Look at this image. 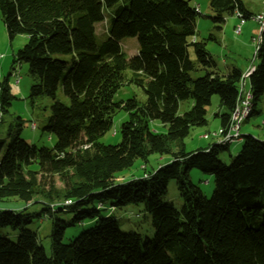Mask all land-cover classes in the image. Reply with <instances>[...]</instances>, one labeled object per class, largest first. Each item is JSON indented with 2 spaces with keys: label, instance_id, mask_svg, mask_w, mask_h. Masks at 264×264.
Instances as JSON below:
<instances>
[{
  "label": "trees",
  "instance_id": "trees-1",
  "mask_svg": "<svg viewBox=\"0 0 264 264\" xmlns=\"http://www.w3.org/2000/svg\"><path fill=\"white\" fill-rule=\"evenodd\" d=\"M189 1L0 0L8 37L26 38L16 61L35 80L31 100L60 86L69 100V106L55 103L45 122L43 132L57 139L53 148L38 149L22 140L20 118L7 130L8 143L0 140V200L17 198L27 205L18 212L0 211V230L19 232L15 241L0 234V264H264V215L256 203L264 191V140L244 135L229 166L219 160L229 144L185 150L191 129L207 125L211 96L219 97L223 111L212 117L221 127L228 124L243 75L236 68L214 71L205 43L195 38L200 13ZM209 10L218 31L235 12L245 21L255 16L242 0H209ZM106 11V33L98 40L96 25ZM124 38L138 42L137 55L129 59L119 45ZM256 58L259 63L248 77L253 103L248 119L258 114L264 95V36ZM200 71L203 76L192 77ZM124 82L140 88L145 101L133 97L113 103ZM12 100L4 79L0 113ZM186 101L191 106L180 114ZM118 111L127 114L121 141L103 145L99 138ZM152 122L165 132L153 130ZM152 155L171 159L149 171L143 165L138 178L119 179L135 160L146 164ZM193 169L214 176L210 199L191 182ZM172 180L180 210L165 199ZM36 204L43 206L41 213H27ZM133 205H142L149 216L151 239L121 231L114 213ZM68 213L74 214L73 223L88 218L94 225L64 244L69 225L61 214ZM41 214L50 222L49 254L29 229Z\"/></svg>",
  "mask_w": 264,
  "mask_h": 264
},
{
  "label": "rangeland",
  "instance_id": "rangeland-1",
  "mask_svg": "<svg viewBox=\"0 0 264 264\" xmlns=\"http://www.w3.org/2000/svg\"><path fill=\"white\" fill-rule=\"evenodd\" d=\"M254 0H242L244 6L249 10L260 11V4ZM192 7H198L200 15L196 18V34L195 38L197 42L205 43L206 51L211 56L215 63L214 71L218 73H226L227 68H237L240 71L250 68L251 65L257 66L259 61L255 57V43L253 38L258 36V24L250 19L246 20L241 27L242 33L239 35L234 34L233 27L239 25V20L236 18V24L232 17H227L226 22L222 24L221 31L214 28V25L210 21L211 12L209 10V0H190ZM105 20L96 25V34L98 40H102L106 33V21L108 19L109 11H106ZM254 14V15H257ZM26 43L24 36H16L10 39L7 35L5 26L0 18V82L7 79L10 87L13 100L11 106L7 109L6 113H0V140H4L5 144L7 140V130L9 127L14 126L17 123V118L22 121V129L20 138L31 146H35L38 149L47 148L51 149L56 144V136L54 134H48L43 132V128L46 120L51 116V107L55 103H61L64 106H69V100L64 96L62 86L59 87L56 93L41 97L34 101L30 98L31 86L35 83V80L28 74V68L25 64H19L16 61L17 52ZM126 58L129 59L138 53V42L135 38H124L119 43ZM189 58L194 62V55L192 50L188 49ZM19 73L18 78L15 74ZM125 76L129 78L131 73L129 71L124 72ZM203 76V72H193V78H199ZM18 80V82H17ZM250 92L249 80L245 79V87L243 96ZM135 98L138 102L143 103L145 96L141 89L135 87L128 82H124L123 86L119 88L117 93L113 97V103L126 101L131 98ZM211 105L208 108V122L204 127H196L191 129L188 137L184 140L186 152H191L197 148H205L209 145L215 144L218 141V137L213 135L217 133L221 127L220 120L212 117L211 114H216L218 111H222L219 107V97L217 95L211 96ZM191 103L189 101L182 102L179 105V113L183 114L189 110ZM257 115L252 116L250 119L245 120L241 125L240 134L244 135H257L259 138L264 137V95L260 102L256 105ZM127 120V114L124 111H118L113 117V124L109 131L103 134L99 138V142L103 145H117L121 141L120 126ZM35 128H32V125ZM151 128L164 133L162 125L159 122H152ZM249 131V132H247ZM250 133V134H245ZM204 135H208L209 138L205 140ZM242 138L231 145L229 150L219 155V160L225 165L229 166L232 159L238 155L242 148ZM6 146V145H5ZM169 156L152 155L148 158L146 164L137 159L133 162V165L121 173L120 180L128 181L132 178H138L142 176V167L145 165L147 171L157 168L161 165H165L170 161ZM33 170L37 169V166H32ZM191 182L200 188L203 195L210 199L214 190V176L202 173L196 169L190 171ZM165 199L170 202L176 210H180L182 201L179 197L175 181H170L167 187V195ZM36 202H39L38 200ZM256 203L262 208V214L264 215V191L261 192L260 197ZM27 205L17 198H9L0 200V211L12 210L15 212L21 211L26 208ZM42 205H31L27 210V213H41ZM68 209V208H67ZM42 218L34 219V222L29 226V229L36 232L38 240L43 246L45 253L50 252L49 234L51 231L50 222L41 214ZM114 216L117 219L119 227L122 232H135L139 234L143 239H151L153 237V230L150 226V218L144 212L142 205L128 206L123 209H116ZM61 217L69 225L65 231L63 243L69 244L76 239L83 231L93 227V223L88 218H84L81 222L73 223L74 214L68 213L67 215L61 214ZM17 231L11 229H1L0 234L6 236L9 240L15 241L18 236Z\"/></svg>",
  "mask_w": 264,
  "mask_h": 264
},
{
  "label": "bare ground",
  "instance_id": "bare-ground-1",
  "mask_svg": "<svg viewBox=\"0 0 264 264\" xmlns=\"http://www.w3.org/2000/svg\"><path fill=\"white\" fill-rule=\"evenodd\" d=\"M195 12L196 13H200L199 12V9L196 7L195 8ZM244 23H245V20H244ZM264 36V34H262L260 37H259V40L257 42V45H256V48H255V51H254V58L256 57V54H257V51H258V48H259V45L261 44L262 42V37ZM255 70V66L252 65L251 66V73ZM18 82V80H17ZM245 83V74L242 75V79H241V82L239 84V88H238V93H239V96H238V99H237V102H236V105L234 107V110L233 112L231 113V116H230V120L228 122V124L224 127H220L217 131V133H215L213 136L214 137H218V141L217 143L218 144H230V141H227L228 138H230V136L232 135V130H233V127L236 123V118L238 116V119H237V126L239 127V130H241V125L243 124V122L245 120H248L251 112H252V109H253V103H252V93L251 92H247L244 96V108L241 109L239 111V107H240V95H241V87L242 85ZM263 126H264V122H263ZM32 128L34 129L35 126L32 125ZM203 138L205 140H207L209 138L208 135H204ZM242 138V136H241ZM240 138V139H241ZM239 139V140H240ZM67 205L71 204L70 201H67L66 202Z\"/></svg>",
  "mask_w": 264,
  "mask_h": 264
},
{
  "label": "built area",
  "instance_id": "built-area-1",
  "mask_svg": "<svg viewBox=\"0 0 264 264\" xmlns=\"http://www.w3.org/2000/svg\"><path fill=\"white\" fill-rule=\"evenodd\" d=\"M256 2H258L261 6V13L258 14V15H255L253 16L251 19L254 20L259 28H258V36H256L255 38H253V42L255 43V48H256V45H257V42L259 40V37L264 34V0H255ZM198 8V7H197ZM238 20H239V25L237 27H234V34L235 35H239L241 33V27L244 25V18L242 17V15L238 12H235V15H234ZM252 66V65H251ZM251 66L250 68H248L245 72V79H247L250 74H251ZM18 75L19 73L15 74V76L18 78ZM244 87H245V83L242 85L241 87V95H240V107H239V111L241 109L244 108V96H243V93H244ZM239 116V115H238ZM238 116L236 118V123L233 127V130H232V135L230 136V138H228L227 141H230V144L238 141L240 138H241V134H240V131L239 130V127L237 126V119H238Z\"/></svg>",
  "mask_w": 264,
  "mask_h": 264
},
{
  "label": "crops",
  "instance_id": "crops-1",
  "mask_svg": "<svg viewBox=\"0 0 264 264\" xmlns=\"http://www.w3.org/2000/svg\"><path fill=\"white\" fill-rule=\"evenodd\" d=\"M254 2V1H253ZM251 14H257V13H259L260 11H255V10H249V9H247ZM230 17H232L233 19H234V21H235V23L234 24H236V17L235 16H230ZM226 22V21H225ZM235 27V26H234ZM234 27H233V29H234ZM241 33H242V31H241ZM236 68V67H235ZM232 68H227V71H226V73L229 71V70H231ZM237 69V68H236ZM239 70V69H238ZM244 71L242 72L243 74H245V72H246V70L247 69H243ZM220 74H225V73H220ZM249 89H250V87H249ZM222 110V109H221ZM223 111H218L217 113H222ZM212 116L214 115V114H211ZM264 122V121H263ZM220 126V125H219ZM247 132H249V131H247ZM245 134H250V133H245ZM251 136H254V137H256V138H258V139H260V140H264V137L263 138H259V136H257V135H252V134H250ZM197 149H199V148H197ZM196 150V149H195Z\"/></svg>",
  "mask_w": 264,
  "mask_h": 264
}]
</instances>
